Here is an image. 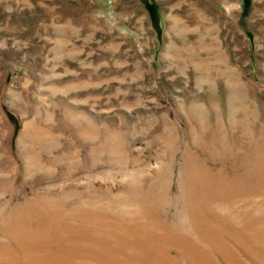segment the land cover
Returning a JSON list of instances; mask_svg holds the SVG:
<instances>
[{
  "label": "rangeland",
  "instance_id": "obj_1",
  "mask_svg": "<svg viewBox=\"0 0 264 264\" xmlns=\"http://www.w3.org/2000/svg\"><path fill=\"white\" fill-rule=\"evenodd\" d=\"M0 264H264V0H0Z\"/></svg>",
  "mask_w": 264,
  "mask_h": 264
},
{
  "label": "trees",
  "instance_id": "obj_2",
  "mask_svg": "<svg viewBox=\"0 0 264 264\" xmlns=\"http://www.w3.org/2000/svg\"><path fill=\"white\" fill-rule=\"evenodd\" d=\"M150 6H151V5H150ZM9 116L11 117V120H12L13 122H16V123L18 124V119H17L13 114L9 113Z\"/></svg>",
  "mask_w": 264,
  "mask_h": 264
}]
</instances>
